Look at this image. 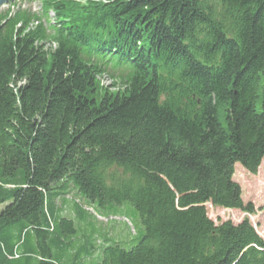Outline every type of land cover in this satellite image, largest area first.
I'll return each mask as SVG.
<instances>
[{
	"label": "trees",
	"instance_id": "16d2710c",
	"mask_svg": "<svg viewBox=\"0 0 264 264\" xmlns=\"http://www.w3.org/2000/svg\"><path fill=\"white\" fill-rule=\"evenodd\" d=\"M1 4L0 264H264L206 208L255 214L234 176L264 161V0ZM124 205L128 248L103 225Z\"/></svg>",
	"mask_w": 264,
	"mask_h": 264
},
{
	"label": "rangeland",
	"instance_id": "374dc122",
	"mask_svg": "<svg viewBox=\"0 0 264 264\" xmlns=\"http://www.w3.org/2000/svg\"><path fill=\"white\" fill-rule=\"evenodd\" d=\"M34 10H39L40 6L36 3L32 7ZM52 15V14H51ZM53 17V15L51 16ZM110 80L104 78L101 80V87L106 90L110 84ZM234 180L239 183L242 188L243 200L245 204H252L255 208V214L249 215L240 210H226L222 208L214 207L208 203L206 205L209 217L216 223L225 222L231 220L235 224L241 223L244 219H249L257 233L264 239V161L262 162L258 173L253 175L246 171L240 164L236 165V172ZM4 205H0V212L3 210ZM69 210V209H68ZM69 213V211L67 212ZM120 215L128 217V221L124 217L118 219H109V224L104 225L108 234L113 240L122 242L125 248L129 247V242L135 237V230L139 232L141 228L137 225L134 213L129 211V206L124 205ZM103 222L107 219L102 220ZM131 222V223H130ZM132 224V225H131ZM86 226L85 224L76 221V226L79 229L80 226ZM133 226V227H132ZM141 226V225H140ZM91 231V227H87ZM81 231H84L81 229ZM103 238L98 236V240ZM101 244V242H99ZM99 245L95 244L96 250L91 254L90 258L86 260L85 264H98L101 259V251L97 249Z\"/></svg>",
	"mask_w": 264,
	"mask_h": 264
}]
</instances>
